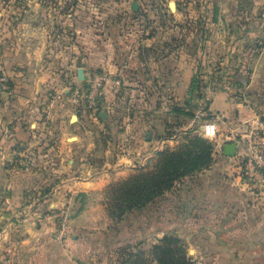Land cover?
Returning <instances> with one entry per match:
<instances>
[{
    "label": "rangeland",
    "instance_id": "rangeland-1",
    "mask_svg": "<svg viewBox=\"0 0 264 264\" xmlns=\"http://www.w3.org/2000/svg\"><path fill=\"white\" fill-rule=\"evenodd\" d=\"M263 29L264 0H0V35L27 33L43 49L38 71L48 74L40 134L28 152L0 156L8 179L36 174L24 192L0 186V264H213L207 249L198 253L194 223L210 211L198 205L216 171L241 174L239 157L223 150L250 129L241 113L264 111L258 91L239 86L251 61L241 43L250 32V45L261 47ZM183 50L193 53L183 65L194 96L178 102ZM100 51L112 69L89 67ZM138 101L151 106L140 121L159 113L167 130L164 144L136 157L129 129L144 110ZM196 136L213 146L210 167L189 163L172 185L130 207L122 183ZM237 221L248 242L229 264H264V239L255 242L252 225Z\"/></svg>",
    "mask_w": 264,
    "mask_h": 264
},
{
    "label": "crops",
    "instance_id": "crops-1",
    "mask_svg": "<svg viewBox=\"0 0 264 264\" xmlns=\"http://www.w3.org/2000/svg\"><path fill=\"white\" fill-rule=\"evenodd\" d=\"M262 32L264 37V29ZM26 34L25 32L14 34L3 32L0 35V72L8 76L13 82V87L0 89V156L3 153L8 158L16 152L22 153L30 150L32 137L40 134L39 127L43 118L41 104L42 99L47 98L44 95L43 81L48 74L44 71H38V66L42 64L44 59L43 49L40 44L27 43L28 36L26 37ZM250 34L249 32L246 37L248 40L244 39L241 43L245 49L244 55L251 57V61L245 64L246 67L248 65L247 70L250 76L246 77V81L239 86L248 88L250 93L257 90L260 98L258 99L256 95L252 98H257L258 102L264 103V42L259 48L252 47L250 45L252 35ZM18 41L23 42V45L18 44ZM235 47L232 49L233 57L236 55ZM191 52L190 50L182 51V77L177 78L173 84L177 88L176 99L178 102L190 100L194 96L192 90H190L191 84L188 76L190 71L183 65L192 56L193 53ZM95 58L93 57V60L86 59L89 67L96 68L104 65L113 68L110 66L107 54L104 52L100 51L97 59ZM115 70H117V67ZM15 73H21L20 77H16ZM109 89L110 87L107 86V98L113 96L112 91ZM159 94L151 92L146 97L151 96V99L153 95ZM134 96L136 99H147L140 93H135ZM138 102H140V106L145 103ZM141 107L144 110L140 108L141 111L135 112L130 118L129 131L132 141L130 151L136 157L143 151H149L157 146L156 143L160 140L158 137L164 135L167 130L162 123L163 115L161 117L159 113L151 114V117H147L146 120L141 122L140 119L142 120V116H145L143 111L149 110L151 106H148L146 102ZM241 110L243 111V109ZM244 112V114L241 113V119L244 120L245 126H247L246 122L252 124L256 118L264 116V111L258 113L259 111L245 110ZM65 115L67 114L64 112ZM160 141L164 144L166 140L162 138ZM225 145L226 143L223 145V150ZM238 148H242V142L240 141ZM7 172L6 160L0 158V186H4V190L10 183L9 188L13 187L18 192H24L29 185L27 183L30 182L28 178L31 176H34V182H36V174L31 172L29 174L24 173L25 175L22 176H11L10 179L7 177ZM17 181H22L18 187L14 185ZM16 197L19 196L13 195V199ZM203 202H206V204ZM203 206L204 208L210 207V211L206 209L199 211V218L194 223V231L197 233L193 242L198 249H202L198 253H206L205 249L209 251L213 264L233 262L236 256L234 251L238 248H244L245 242H248L242 234L246 230L243 227L245 224L237 223L239 222L237 220H246L247 224L252 225L248 227L251 228L250 233H252V239L254 237L255 242H258L260 238L264 239V190L252 191L241 177L230 176L228 178L216 171L213 181L210 182L207 191L201 196V203L198 207L203 208ZM1 208L2 206H0V213ZM208 212H210L209 219L207 218ZM188 222L189 220L182 222V230L189 228Z\"/></svg>",
    "mask_w": 264,
    "mask_h": 264
},
{
    "label": "trees",
    "instance_id": "trees-1",
    "mask_svg": "<svg viewBox=\"0 0 264 264\" xmlns=\"http://www.w3.org/2000/svg\"><path fill=\"white\" fill-rule=\"evenodd\" d=\"M8 85L10 88L13 87L11 79ZM212 152V144L197 136L186 145L165 152L160 163L153 170L143 171L122 183V189L126 187L127 194L132 196L131 199H135V201H129V206L134 207L152 199L162 192V188L172 185L175 180L181 178L193 162H196V165H193L194 169L209 168L212 163ZM192 156H196L194 160ZM182 264H191V262L184 257Z\"/></svg>",
    "mask_w": 264,
    "mask_h": 264
},
{
    "label": "built area",
    "instance_id": "built-area-1",
    "mask_svg": "<svg viewBox=\"0 0 264 264\" xmlns=\"http://www.w3.org/2000/svg\"><path fill=\"white\" fill-rule=\"evenodd\" d=\"M8 76L0 72V87L9 88ZM93 94H95L93 92ZM94 98V96H91ZM237 146L239 142L236 143ZM235 157H239L241 174L252 191L264 190V120L257 118L242 139V148H238ZM253 188V189H252Z\"/></svg>",
    "mask_w": 264,
    "mask_h": 264
},
{
    "label": "water",
    "instance_id": "water-1",
    "mask_svg": "<svg viewBox=\"0 0 264 264\" xmlns=\"http://www.w3.org/2000/svg\"><path fill=\"white\" fill-rule=\"evenodd\" d=\"M101 118L104 119L106 117V113L102 112L100 114ZM238 152V146L236 143H228L224 146V154L228 157H233Z\"/></svg>",
    "mask_w": 264,
    "mask_h": 264
}]
</instances>
